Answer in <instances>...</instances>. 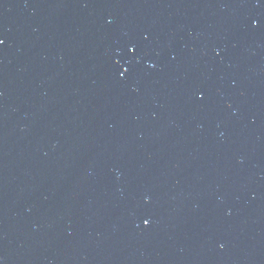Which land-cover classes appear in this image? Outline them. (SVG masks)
Wrapping results in <instances>:
<instances>
[{"label":"water","instance_id":"water-1","mask_svg":"<svg viewBox=\"0 0 264 264\" xmlns=\"http://www.w3.org/2000/svg\"><path fill=\"white\" fill-rule=\"evenodd\" d=\"M0 41V264H264V0H0Z\"/></svg>","mask_w":264,"mask_h":264},{"label":"snow or ice","instance_id":"snow-or-ice-1","mask_svg":"<svg viewBox=\"0 0 264 264\" xmlns=\"http://www.w3.org/2000/svg\"><path fill=\"white\" fill-rule=\"evenodd\" d=\"M0 43H2V41H0ZM144 222H145V224H147V223H148V221H147V220H145Z\"/></svg>","mask_w":264,"mask_h":264}]
</instances>
